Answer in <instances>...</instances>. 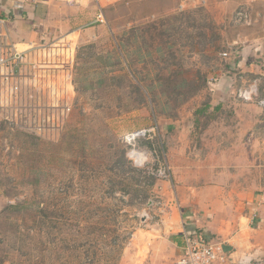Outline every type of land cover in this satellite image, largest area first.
I'll list each match as a JSON object with an SVG mask.
<instances>
[{"label": "rangeland", "instance_id": "obj_1", "mask_svg": "<svg viewBox=\"0 0 264 264\" xmlns=\"http://www.w3.org/2000/svg\"><path fill=\"white\" fill-rule=\"evenodd\" d=\"M218 2L0 0L18 49L75 47L67 116L22 90L0 109V264H167L187 217L261 197L264 64L234 67L252 21Z\"/></svg>", "mask_w": 264, "mask_h": 264}, {"label": "built area", "instance_id": "obj_2", "mask_svg": "<svg viewBox=\"0 0 264 264\" xmlns=\"http://www.w3.org/2000/svg\"><path fill=\"white\" fill-rule=\"evenodd\" d=\"M27 1L36 3L40 0ZM96 21L104 22L101 11L97 13ZM2 23L1 19L0 109L10 107L22 90L31 101L37 98L39 92L52 95L47 108L59 109L61 118L67 116L70 111V95L73 93L71 60L74 45L71 41L64 39L57 42L42 40L38 43H30L28 49H18L14 43L10 42ZM253 94L255 90L250 89L244 96L251 99ZM257 104L261 107L264 117V94L258 99ZM139 136H144V133L131 134L128 139L133 140ZM227 260L224 243L205 238L202 234L184 233L174 264H227Z\"/></svg>", "mask_w": 264, "mask_h": 264}, {"label": "crops", "instance_id": "obj_3", "mask_svg": "<svg viewBox=\"0 0 264 264\" xmlns=\"http://www.w3.org/2000/svg\"><path fill=\"white\" fill-rule=\"evenodd\" d=\"M12 1L14 2L15 0ZM201 1L207 3L209 0ZM219 1L218 3L224 7H240L246 9V11L241 10V15L239 16H242L244 20L250 18L251 20H249L252 21L249 27L244 29L243 34L238 35L237 39L233 42L234 44H240L239 47L235 49L234 54L236 55V61L233 62L234 67L238 66L241 72H243L248 70L252 71L253 63L256 61H258L260 65L264 64V0ZM1 5L0 3V16H3L2 20L4 18H9L7 16H10L11 11L3 9ZM14 5L12 7H14ZM25 5L29 6V4ZM18 15L19 17L23 16L22 18L26 17L18 12V14H15L13 17V19H15L14 22H17V19H21V17L17 18ZM27 19H31V17L27 16ZM246 24L248 25V23ZM7 26L6 23V31L9 32ZM15 45L18 48L19 45L25 46L27 44L15 43ZM259 60H262V62ZM222 88L223 81H219L214 89L219 92L222 91ZM186 221L187 222L182 225V229H180L181 233H177L178 236L169 242L170 245L168 244L169 255L167 257V264H171L172 259L173 261L175 260L182 244L184 233L194 234L196 231L209 239H214V236H216L217 239H220V241L224 243L228 256L227 264H264V191L261 197L260 195L255 196L254 203L250 205L247 213H241L236 216V218L234 217L233 219L222 221L217 225L214 223L212 226L208 225L209 223L206 222V220L204 221L201 217H187ZM145 250L146 248L142 249V252H145Z\"/></svg>", "mask_w": 264, "mask_h": 264}, {"label": "trees", "instance_id": "obj_4", "mask_svg": "<svg viewBox=\"0 0 264 264\" xmlns=\"http://www.w3.org/2000/svg\"><path fill=\"white\" fill-rule=\"evenodd\" d=\"M102 15H103V14H102ZM18 17H19V15H18ZM103 17H104V16H103ZM47 38L50 39L49 36H47ZM194 234H200V232H197V231H196ZM203 236H204V235H203ZM204 237H205V236H204ZM205 238H207V237H205Z\"/></svg>", "mask_w": 264, "mask_h": 264}, {"label": "bare ground", "instance_id": "obj_5", "mask_svg": "<svg viewBox=\"0 0 264 264\" xmlns=\"http://www.w3.org/2000/svg\"><path fill=\"white\" fill-rule=\"evenodd\" d=\"M132 153H133V152H132ZM132 155L138 156L139 160H140V158H141V157H139L140 155L137 154V153H133Z\"/></svg>", "mask_w": 264, "mask_h": 264}]
</instances>
